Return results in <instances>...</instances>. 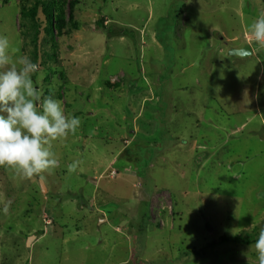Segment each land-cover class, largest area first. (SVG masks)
<instances>
[{"label":"rangeland","instance_id":"1","mask_svg":"<svg viewBox=\"0 0 264 264\" xmlns=\"http://www.w3.org/2000/svg\"><path fill=\"white\" fill-rule=\"evenodd\" d=\"M59 1L34 41L21 0H0V34L81 119L50 171L0 167V264H258L252 244H210L264 229V46L247 30L264 0H77L72 23Z\"/></svg>","mask_w":264,"mask_h":264},{"label":"clouds","instance_id":"2","mask_svg":"<svg viewBox=\"0 0 264 264\" xmlns=\"http://www.w3.org/2000/svg\"><path fill=\"white\" fill-rule=\"evenodd\" d=\"M248 34L264 46V14L247 26ZM39 64L19 54L8 35L0 34V167L25 178L56 167L54 142L76 133L81 119L68 115L59 99L43 96L33 79ZM79 161L68 165L75 172ZM258 264H264V229L254 244Z\"/></svg>","mask_w":264,"mask_h":264},{"label":"trees","instance_id":"3","mask_svg":"<svg viewBox=\"0 0 264 264\" xmlns=\"http://www.w3.org/2000/svg\"><path fill=\"white\" fill-rule=\"evenodd\" d=\"M76 4H77V0L69 3V8H70L69 23H72L74 19L73 12H74ZM39 5H41L42 7V13L44 15V20L47 24L46 29L48 33L52 34V36L54 33V24L56 21L55 15L56 13H61V7H62L61 1L50 0L46 4H43V3L39 4L38 2H36L31 8H29L26 6V3H24V0H23V3L21 0L20 14L25 19L30 20L32 24L33 32H34V36H33L34 41L37 40V37L39 35V24L36 18ZM57 7H58V11H54L55 8ZM254 242H255V238L251 237L250 235H245L243 237L242 236L221 237L219 238V240L212 242L210 244L211 245L210 247L213 248V247H216V245H222L225 243L250 245V244H254Z\"/></svg>","mask_w":264,"mask_h":264},{"label":"water","instance_id":"4","mask_svg":"<svg viewBox=\"0 0 264 264\" xmlns=\"http://www.w3.org/2000/svg\"><path fill=\"white\" fill-rule=\"evenodd\" d=\"M251 54H252L251 50L248 46H245L243 49L240 50H231L229 52L230 56H240V57H247L250 56Z\"/></svg>","mask_w":264,"mask_h":264}]
</instances>
